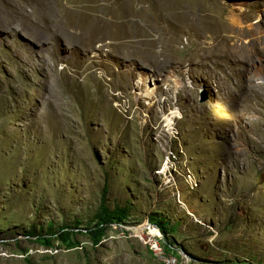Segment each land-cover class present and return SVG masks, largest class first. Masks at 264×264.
I'll return each instance as SVG.
<instances>
[{
	"label": "rangeland",
	"instance_id": "obj_1",
	"mask_svg": "<svg viewBox=\"0 0 264 264\" xmlns=\"http://www.w3.org/2000/svg\"><path fill=\"white\" fill-rule=\"evenodd\" d=\"M161 253L264 264V0H0V264Z\"/></svg>",
	"mask_w": 264,
	"mask_h": 264
},
{
	"label": "trees",
	"instance_id": "obj_2",
	"mask_svg": "<svg viewBox=\"0 0 264 264\" xmlns=\"http://www.w3.org/2000/svg\"><path fill=\"white\" fill-rule=\"evenodd\" d=\"M105 192L106 189L104 188L99 204V210L95 216V225L93 228L88 229V234L92 241V245H95L100 241L108 225L114 222H123V220L129 214V206H115L113 209H109L105 203ZM150 220L152 224H155L160 229V232L163 235H166L169 232L170 229L167 227V223L164 219L150 218ZM68 235V231H62L59 237L61 241L66 242L67 245L73 246L74 243L69 241ZM44 241L46 243H50V240L47 238H45Z\"/></svg>",
	"mask_w": 264,
	"mask_h": 264
},
{
	"label": "bare ground",
	"instance_id": "obj_3",
	"mask_svg": "<svg viewBox=\"0 0 264 264\" xmlns=\"http://www.w3.org/2000/svg\"><path fill=\"white\" fill-rule=\"evenodd\" d=\"M166 1V0H165ZM165 1L164 0H160V2H162V3H165ZM173 2V1H172ZM38 3V2H37ZM164 6H165V4H163ZM176 6H177V4H176ZM173 7H175L174 5H173ZM180 6L178 5V8H179ZM175 8H173V10H174ZM97 10H99L100 11V9H95L94 10V13L97 11ZM240 10H244V8L243 7H240ZM99 11L98 12H96V13H99ZM177 11V10H176ZM83 13V12H82ZM81 13V11H77L76 13H71V16L73 17V20L75 21V22H80V23H83V22H81V20H82V18H87L86 17V14H82ZM179 13V12H178ZM178 13H176V14H178ZM96 15V14H95ZM90 17H91V15H89ZM82 17V18H81ZM99 19V18H98ZM86 20V19H85ZM140 20H141V18H140ZM91 21V20H90ZM99 21V20H98ZM85 23V22H84ZM87 25V24H86ZM139 25V24H138ZM133 26V25H132ZM85 27V26H84ZM88 27L89 28H85L86 30H91L90 28H92V29H94L93 27H91L90 25H88ZM131 27V26H130ZM125 28V27H124ZM83 29V28H82ZM95 29H96V27H95ZM99 29H100V27H99ZM131 29V28H130ZM144 29V28H143ZM97 31H99L98 29H97ZM104 32V31H103ZM139 32V31H138ZM140 35V34H139ZM95 36V35H94ZM87 37H88V34L86 35V41H87ZM93 41V40H92ZM102 45L101 44H99V47H101ZM146 95H151V93H145ZM166 120H167V118H166ZM168 121H170V120H167V122ZM171 123V122H170ZM169 124V123H168ZM155 225V224H154ZM150 226V225H149ZM155 227H157L156 225H155ZM155 227H149V232L148 233H145L144 231H143V228H137L136 229V233L138 234V236H140V237H142V238H144V236H145V239L146 240H148V239H151L152 237H154L155 235H159L160 234V232H159V230L157 229V228H155ZM144 233V234H143ZM163 252V251H162ZM161 257H162V259H163V264H178V263H176V259H175V257L173 258V256L172 255H168V254H162L161 253Z\"/></svg>",
	"mask_w": 264,
	"mask_h": 264
},
{
	"label": "water",
	"instance_id": "obj_4",
	"mask_svg": "<svg viewBox=\"0 0 264 264\" xmlns=\"http://www.w3.org/2000/svg\"><path fill=\"white\" fill-rule=\"evenodd\" d=\"M206 99H208V93L205 90H201L200 101H205Z\"/></svg>",
	"mask_w": 264,
	"mask_h": 264
},
{
	"label": "built area",
	"instance_id": "obj_5",
	"mask_svg": "<svg viewBox=\"0 0 264 264\" xmlns=\"http://www.w3.org/2000/svg\"><path fill=\"white\" fill-rule=\"evenodd\" d=\"M155 236H158V235H155Z\"/></svg>",
	"mask_w": 264,
	"mask_h": 264
}]
</instances>
